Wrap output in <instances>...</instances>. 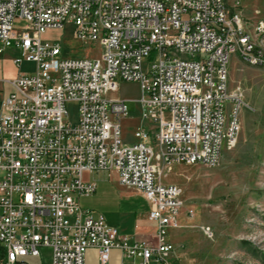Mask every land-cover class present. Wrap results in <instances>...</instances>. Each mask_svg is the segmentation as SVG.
I'll list each match as a JSON object with an SVG mask.
<instances>
[{
    "label": "built area",
    "instance_id": "built-area-1",
    "mask_svg": "<svg viewBox=\"0 0 264 264\" xmlns=\"http://www.w3.org/2000/svg\"><path fill=\"white\" fill-rule=\"evenodd\" d=\"M67 25L98 55L65 58L59 43L41 40ZM7 49L17 50V68L34 69L8 82L0 104V264H26L44 248L50 264H84L89 248L99 264L112 249L139 264H173L182 190L162 182L157 164L212 167L235 146L242 102L228 89L230 58L264 68V21L250 23L240 0H0V54ZM118 81L140 85L150 124L131 144L121 138L125 100L110 97ZM109 171L148 203L152 242L81 207L96 191L84 175Z\"/></svg>",
    "mask_w": 264,
    "mask_h": 264
},
{
    "label": "rangeland",
    "instance_id": "rangeland-1",
    "mask_svg": "<svg viewBox=\"0 0 264 264\" xmlns=\"http://www.w3.org/2000/svg\"><path fill=\"white\" fill-rule=\"evenodd\" d=\"M240 3L250 23L264 21V0ZM41 40L59 43L65 58H93L99 52L96 44L85 45L75 39L69 25L47 31ZM33 69L32 64L24 63L23 70ZM118 82L117 92L110 97L125 100L129 115L121 120V138L124 143H133L135 131L149 129L150 124L137 102L141 97L140 85ZM228 89L238 94L242 102L240 129L235 146L223 153L219 163L212 167L157 164L162 182L182 190L185 222L175 235L173 263L177 260V264H264V68L249 66L231 56ZM66 107L69 121L75 122L77 105L68 103ZM114 177V171L85 174L84 179L96 181L98 188L95 194L80 198L81 207L107 218L135 213L138 217L146 216L148 203L131 191L135 189L115 183ZM146 225L155 227L151 221ZM206 228L210 229V236L205 233Z\"/></svg>",
    "mask_w": 264,
    "mask_h": 264
},
{
    "label": "crops",
    "instance_id": "crops-1",
    "mask_svg": "<svg viewBox=\"0 0 264 264\" xmlns=\"http://www.w3.org/2000/svg\"><path fill=\"white\" fill-rule=\"evenodd\" d=\"M16 56H18V52L15 49H7L0 54V104L4 100V98H6L12 92V87L8 82L10 80L15 79L19 74L27 72L23 70L24 63L21 65L20 68H17L13 64V59ZM126 144H131V143H126ZM114 181L115 183H119L118 176L116 173H115ZM97 188H98V184L96 183V191ZM131 191L136 195H138L139 197H141L143 200H145L140 192L133 190ZM147 215L144 217L143 215L138 217L136 213L133 216H130L128 214L120 216L118 214L117 218H107L105 215L103 216L108 224L117 227L121 234L128 236L131 240L152 242V237L155 232V227L149 228L146 225L147 221L149 222ZM179 222L180 225H183V223L185 222L184 216L182 215L180 216ZM179 230L180 229L170 230L169 232L170 242H172L173 245L175 246H176L175 235L176 232H178ZM3 260H4V252L2 250V247L0 246V261ZM184 261L185 260H183V262ZM25 262L26 264H50L51 263L50 250L44 248L41 250V254L39 257H27L25 258ZM177 262L178 261L176 260L175 263L177 264ZM84 264H99V254L97 248H89L86 250L84 256ZM108 264H139V262L137 263L136 260L133 261L130 259L123 258L122 252L120 250L112 249L109 254Z\"/></svg>",
    "mask_w": 264,
    "mask_h": 264
}]
</instances>
